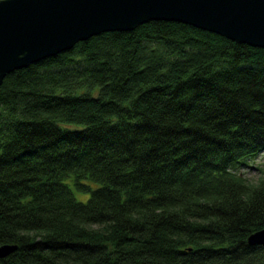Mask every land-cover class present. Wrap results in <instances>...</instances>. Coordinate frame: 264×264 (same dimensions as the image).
I'll return each instance as SVG.
<instances>
[{
    "label": "trees",
    "instance_id": "1",
    "mask_svg": "<svg viewBox=\"0 0 264 264\" xmlns=\"http://www.w3.org/2000/svg\"><path fill=\"white\" fill-rule=\"evenodd\" d=\"M263 154L264 48L175 21L77 42L0 86V264H264Z\"/></svg>",
    "mask_w": 264,
    "mask_h": 264
},
{
    "label": "water",
    "instance_id": "2",
    "mask_svg": "<svg viewBox=\"0 0 264 264\" xmlns=\"http://www.w3.org/2000/svg\"><path fill=\"white\" fill-rule=\"evenodd\" d=\"M150 21H175L238 43L264 48V0H0V86L77 42ZM264 245V228L248 237ZM17 249L1 244L0 257Z\"/></svg>",
    "mask_w": 264,
    "mask_h": 264
},
{
    "label": "rangeland",
    "instance_id": "3",
    "mask_svg": "<svg viewBox=\"0 0 264 264\" xmlns=\"http://www.w3.org/2000/svg\"><path fill=\"white\" fill-rule=\"evenodd\" d=\"M262 163H264V154H263V156H260L256 159L255 164L253 165V167L251 169H248V171H246V178L248 180L255 182L259 179L261 172L257 168H259ZM72 178L73 177L71 175V177L66 178L65 181L67 183H69V185L71 187L70 189H72L76 200L83 201V202L87 201V198H89V196H90V191L80 189L73 182ZM84 182L91 185L92 187L96 186V184L89 179L85 180Z\"/></svg>",
    "mask_w": 264,
    "mask_h": 264
},
{
    "label": "bare ground",
    "instance_id": "4",
    "mask_svg": "<svg viewBox=\"0 0 264 264\" xmlns=\"http://www.w3.org/2000/svg\"><path fill=\"white\" fill-rule=\"evenodd\" d=\"M250 236V235H249Z\"/></svg>",
    "mask_w": 264,
    "mask_h": 264
}]
</instances>
